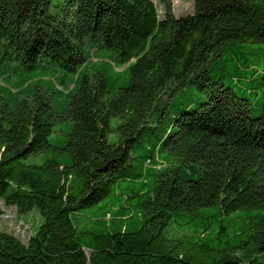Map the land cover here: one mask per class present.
<instances>
[{
	"label": "trees",
	"instance_id": "obj_1",
	"mask_svg": "<svg viewBox=\"0 0 264 264\" xmlns=\"http://www.w3.org/2000/svg\"><path fill=\"white\" fill-rule=\"evenodd\" d=\"M97 50L123 86L82 69ZM13 64L75 83L0 75V218L41 217L26 242L0 232V264H264V0H0ZM188 86L206 99L171 114Z\"/></svg>",
	"mask_w": 264,
	"mask_h": 264
},
{
	"label": "rangeland",
	"instance_id": "obj_2",
	"mask_svg": "<svg viewBox=\"0 0 264 264\" xmlns=\"http://www.w3.org/2000/svg\"><path fill=\"white\" fill-rule=\"evenodd\" d=\"M156 3L158 0H153ZM171 5V12L175 16H180L184 14H188L192 9V0H169ZM157 10L160 17L162 14V8L157 4ZM117 52L113 50H97L91 52L88 56V60L82 66V69L87 71H93L95 69L105 67L106 79L108 82V86H123L125 84V80L127 76L124 72L116 74V70L113 65L115 62V56ZM111 64V68L108 65ZM12 66L15 67V64ZM120 66V65H119ZM126 67V66H125ZM123 67V69H125ZM6 66H2L0 68V75L6 74L7 82L17 81L22 77H26L27 79H31L32 82H35L37 78H43L44 86L51 91L59 90V91H67L72 87L75 83V74L64 72L58 67L53 66L52 68H48L47 70H40L39 68L32 71H24L22 74L19 70L15 68L5 69ZM122 69V70H123ZM120 70V71H122ZM81 69L77 71L79 74ZM0 80L2 78L0 77ZM4 82L6 80L3 78ZM226 86L229 85L227 79H225ZM232 89L240 95L241 92L235 87L232 86ZM206 99V92L199 91L195 86H188L185 89L176 93L172 99L170 100V105L168 106V110L171 114H174L180 109H186L190 105L194 106L198 102H202ZM251 107H252V115L258 116L260 114L261 101L256 102V100L251 96L250 97ZM109 141H112L109 138ZM98 213L97 208H90L81 213L72 216V223L77 231L82 230H97L98 226L91 220L92 216ZM39 222H41V217L39 216L37 210H32L26 214L19 216L14 209H6L3 216L0 218V232H11L15 236H17L21 241L26 242V238L29 234V231L33 229ZM30 228V230H29Z\"/></svg>",
	"mask_w": 264,
	"mask_h": 264
}]
</instances>
